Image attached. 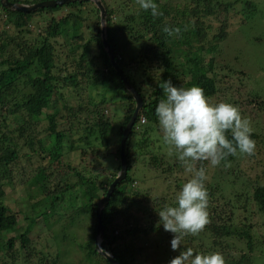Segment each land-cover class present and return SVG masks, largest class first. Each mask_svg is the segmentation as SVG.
I'll return each mask as SVG.
<instances>
[{
	"label": "trees",
	"instance_id": "16d2710c",
	"mask_svg": "<svg viewBox=\"0 0 264 264\" xmlns=\"http://www.w3.org/2000/svg\"><path fill=\"white\" fill-rule=\"evenodd\" d=\"M9 1L36 4L49 0ZM102 1L107 10L108 40L116 61L144 102L127 141V175L117 184L102 212L105 226L102 247L120 264H134L140 259L137 253L142 251L136 242L142 241L147 246L150 234L160 238L163 253L171 250L167 241L169 232L159 223L158 214L165 207L176 205L173 200L178 192L174 191V198L166 206L165 200L150 201L149 194L134 186L137 181L133 163L140 155L151 154L159 140L155 109L163 96L158 86L171 79L177 87H200L208 99L231 91L230 80L237 72L220 65L215 70L212 62L218 61L217 53L228 37L229 13L236 3L177 0L173 4L155 0L163 14L153 18L150 12L139 8L136 0ZM2 12L4 21L18 34L5 41L7 32L0 33V264H66L64 248L68 245L72 248L71 243L84 251L83 257H76L77 264H110L95 248L96 211L120 173L121 138L136 102L103 46L100 12L89 1L31 13L7 9L0 2ZM223 15L226 18L220 19ZM164 27H179L181 33L168 37ZM204 53L212 54L209 62ZM99 85L113 87L126 96L125 123L116 156L108 154L114 123L102 113L106 101L89 111L90 105L80 98ZM68 96L78 99L77 106L66 100ZM253 101L257 117L264 119L263 99L256 96ZM227 135L231 138L230 132ZM251 138L256 143L253 155L229 156L215 168L208 161H199L197 168L226 167V177L234 176L230 169L238 157L264 154V131L252 130ZM66 150L78 153L79 163L67 160ZM173 157L177 162L171 166L154 154L149 163L157 170L166 165L165 172L173 169L183 172L185 166L176 152ZM26 166L32 170L31 177L15 182V169L23 170ZM219 177L223 178V173ZM240 177L226 185L223 179L213 185L205 182L209 222L198 235L187 236V248H193L194 252H219L225 264H256L259 258L254 251L259 216H264V184L252 187L253 192L247 198H243L246 185H242L241 194L233 198L226 186L235 188ZM10 179L15 185L36 182L43 197L30 207L17 209L14 201H6L5 187ZM175 182L178 188L184 185L178 179ZM76 189L82 192V206L66 216L62 211L66 209L65 198ZM243 200L244 206H238ZM249 203L257 209L252 216L244 212ZM237 207L246 214L240 220L235 212ZM84 218H90V222L86 242L80 245L75 239L79 228L76 220L85 221ZM70 228L74 231L70 232ZM177 254L173 252L172 258Z\"/></svg>",
	"mask_w": 264,
	"mask_h": 264
},
{
	"label": "rangeland",
	"instance_id": "374dc122",
	"mask_svg": "<svg viewBox=\"0 0 264 264\" xmlns=\"http://www.w3.org/2000/svg\"><path fill=\"white\" fill-rule=\"evenodd\" d=\"M161 1L163 3L172 2L174 4L177 0ZM221 1L235 2L236 4L234 9H232L229 13L228 37L221 45L219 52L217 53L218 61H213L212 64L215 65V70H219L218 66L220 65L227 66L229 69L234 70L237 73L230 80V92L226 94H224L225 92L222 94L220 93L219 95L208 99V101L212 105L224 102L237 106L242 112V116L246 117L250 121L252 130L262 132L264 131V119L257 117V110L253 108L252 102H254L253 100L256 99V96L261 97V99L264 101V0ZM248 3L252 4L253 7L250 8V6L247 5ZM4 18V13H0V33L7 32L4 35L6 41L17 35L18 32L12 26H9V24L4 21ZM224 18H226V15L220 17V19ZM204 54L207 58L206 61L209 62L212 54H209L210 56L206 55V53ZM3 57H7V54L3 55ZM1 60L2 58L0 57V61ZM180 62H184V59L181 58ZM241 72H244L245 74L240 76L239 73ZM227 73L228 71L226 70V74ZM211 74L212 73H210V76ZM187 79L185 82H188ZM220 86H222V88L224 87V85ZM80 98H85V102L90 105L89 111L95 110L96 105L102 100L106 101V105L101 107L102 113H105L114 123L111 148L109 149L108 154H113L116 156L121 136V127L125 123L124 106H126V96L124 92L118 91L113 87L99 85L85 91ZM66 100H68L72 106H77L78 99H76V97L73 98L68 96ZM63 102L65 101H60L59 103L62 104ZM156 132L159 140H157L158 143H155V147L153 150H151V154L142 156L140 155L139 159H136V161L133 163V173L137 181L134 186H138L143 192L146 193L147 196L149 194L150 201L158 198L161 199V203H163L165 200V205L167 206L168 202L170 204L171 199L174 198V191L178 192L181 189L176 186L177 182H175V179H178V181L180 180L181 183H186L187 180L191 178V174L187 173L185 170L181 172L178 169L165 172L164 169H166V165L163 166V169L159 170L154 169L153 166H151L149 162L150 156L152 154L156 155L159 159H163L164 163H169L170 166L177 162V159L175 160L173 157L175 151L170 150L169 146L165 143L159 126ZM74 138H78V136H75ZM67 153H69L66 157L67 160H70L74 163H79L80 156L78 153L66 150L65 154ZM115 156H113L114 159L116 158ZM195 166L197 168V165ZM226 170V167L217 169L207 168L206 174L208 179L205 182H211L213 185L215 183H219V180L223 179L224 184L226 185L227 183L234 181L236 176L240 177L242 174L246 173L247 175L245 178L242 179V177H240V179H238V186H235V188H230L229 186L226 187L230 193V196L235 198L239 196L238 194H241V190L243 188L242 185H246V188L242 194L243 198H247V196L249 197L251 192H253L252 187L258 186L259 184H264V154L262 155L257 153L255 158H249L247 156L238 157L230 169V171L234 173V176L226 177ZM24 172H27L26 175ZM222 173L223 178H220L219 176L222 175ZM32 174V170L29 166H26V168L23 170L15 169V182L17 181L16 179L23 180L28 176L31 177ZM6 183L9 185L5 187L7 195L6 201H14L17 209H25V207H30L32 203L43 197L42 194H40L41 191L39 192V188L37 189L38 186L34 181L29 184L20 182L15 185L13 180L10 179ZM82 202V192L79 189H76L69 193L65 198L66 209H62V211L66 216H68L70 213L76 212L77 209L82 206ZM174 202L175 200H173V203ZM245 202L246 201L243 200L238 206H244L243 204H245ZM219 206V210H221V206L223 205L220 204ZM245 207L247 210L244 212H247V214L250 216H252L255 210H257L253 203H249L245 205ZM235 212L236 215H238L239 220L244 218L246 215L243 214L242 209L239 207H237ZM263 217V214L259 216V226L257 228L258 233L256 232L257 245L254 255L258 256L257 258H259L256 264H264V227H262L264 221ZM84 220L85 221H81L80 219L76 220L79 228L76 232L75 239H77L80 245L86 242L85 237L87 234L86 232L90 218H84ZM37 230L38 228L35 227V231ZM69 231L73 232L74 230H71L70 228ZM168 235L169 237L167 238V241L170 242L173 238V234L169 233ZM186 238L187 236L182 240V247L179 250L173 252L180 254V251L187 248ZM159 243L160 238L156 237V234L149 235V244L147 246H144L142 241L136 242V247H140V250H142L141 252L137 253L136 257L137 259L140 258L142 263L140 259H138L136 262H134V264H169L170 259L173 257V252L170 250L167 253H163V251L160 250V245L162 244ZM71 245L72 248L69 245L64 248V259L66 264H77L76 259L83 257L84 251L81 247H76V243H71ZM241 245L245 248L243 243H241ZM167 246L168 245H166V248Z\"/></svg>",
	"mask_w": 264,
	"mask_h": 264
},
{
	"label": "clouds",
	"instance_id": "9594fccd",
	"mask_svg": "<svg viewBox=\"0 0 264 264\" xmlns=\"http://www.w3.org/2000/svg\"><path fill=\"white\" fill-rule=\"evenodd\" d=\"M136 3L153 18L163 14L155 0H136ZM163 32L173 37L181 29L164 27ZM158 87L163 99L157 104L155 114L163 139L191 174L175 196L176 205L165 207L158 214L164 231L173 234L170 247L176 251L182 247L184 237L198 235L209 222L205 186L208 176L204 167L196 168V162L208 161L215 168L229 156L253 155L256 143L251 138L250 121L237 106L224 102L212 105L200 87H177L171 79L162 81ZM169 264H225V260L219 252H194L189 247L170 259Z\"/></svg>",
	"mask_w": 264,
	"mask_h": 264
},
{
	"label": "water",
	"instance_id": "95a60500",
	"mask_svg": "<svg viewBox=\"0 0 264 264\" xmlns=\"http://www.w3.org/2000/svg\"><path fill=\"white\" fill-rule=\"evenodd\" d=\"M82 1H89L95 4V6L98 8L100 12V19H101V39L103 42V46L108 53V56L111 61L112 67L115 69L116 73L121 78L123 84L125 85L126 89L133 95V98L136 102V109L134 111V114L129 121L128 125L124 129L123 136L121 139V148H120V160H121V170L117 178L115 179L114 183L109 187L108 192L104 197L101 198V200L98 203L97 207V234H96V250L97 252L105 257L110 264H120L114 257V255L103 249L102 243L104 241L105 236V226L103 224L102 219V212L105 208V206L108 204L110 200V196L114 192L116 186L118 183H120L127 175L128 172V164H127V141L128 138L132 132L133 126L135 125L139 114L144 106L143 99L141 95L137 92V90L133 87L129 79L127 78L124 71L120 68L118 62L116 61L114 50L112 49L109 40H108V34H107V10L105 8V5L102 0H49V1H43L36 4H22V3H13L9 0H0L3 7L18 11L22 13H31L35 12L39 9L43 8H54L57 6H63L67 5L73 2H82Z\"/></svg>",
	"mask_w": 264,
	"mask_h": 264
}]
</instances>
